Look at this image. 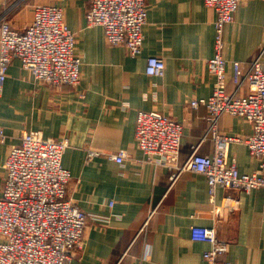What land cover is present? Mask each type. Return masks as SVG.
Here are the masks:
<instances>
[{"label":"crops","instance_id":"1","mask_svg":"<svg viewBox=\"0 0 264 264\" xmlns=\"http://www.w3.org/2000/svg\"><path fill=\"white\" fill-rule=\"evenodd\" d=\"M38 4L63 8L76 34L82 79L77 86L53 87L35 80L18 58L11 62L0 87V127L6 135L0 140V197L12 147L26 132L41 131L67 142L62 161L72 173L68 197L87 214L72 264H209L204 253L211 244L194 241L193 226L215 228L228 245L221 260L264 264V187L218 188L212 197L205 175L178 172L196 147L203 154L215 151L203 102L215 82L209 60L215 54L216 10L204 0H147L143 50L131 56L125 45L107 42L102 26L88 24L90 0H0V19L7 14L13 28L24 31ZM224 43L226 88L235 92L233 62H241L245 72L259 57L264 70V0L242 1L225 27ZM153 55L166 61L161 76L146 72ZM248 91L244 83L237 94ZM194 101L200 105L193 107ZM140 110L159 111L183 124L176 164L143 154L136 137ZM218 129L247 137L253 125L225 113ZM121 151L129 153L123 164L111 158ZM261 159L243 142L228 147L227 162L235 161L242 172L258 171Z\"/></svg>","mask_w":264,"mask_h":264},{"label":"built area","instance_id":"2","mask_svg":"<svg viewBox=\"0 0 264 264\" xmlns=\"http://www.w3.org/2000/svg\"><path fill=\"white\" fill-rule=\"evenodd\" d=\"M242 1L204 0L217 12L215 54L209 60L214 89L203 102L208 108L215 151L203 154L196 147L187 162L178 166L179 173L191 170L205 175L212 197L218 188L250 192L264 187V70L260 58L245 72L241 62H233L236 91L228 92L226 88L228 61L223 54L224 31L234 21ZM147 16V0H90L87 12L88 24L102 26L107 42L112 46L125 45L131 56L143 50ZM76 42V34L66 24L64 10L59 5H36L33 21L24 31L14 29L4 14L0 19V87L15 58L39 82L53 87L79 85L83 61L76 52ZM165 70L163 57H148L149 75L161 76ZM244 83L249 85V91L238 95ZM199 105L198 101L192 102L193 107ZM225 113L249 120L253 132L247 137L221 133L218 123ZM183 134V124L169 115L155 110L138 112L136 137L149 160L176 164ZM5 137L0 127V140L4 141ZM234 142H243L253 156L262 158L258 171L242 172L235 161L227 162L228 147ZM67 146L65 141L31 130L22 136L20 144L12 147L5 163L0 197V264H72L83 242L87 214L68 197L72 173L62 161ZM96 153L92 151L90 155ZM128 157L127 151L111 156L121 164ZM177 175L174 173L172 180ZM191 236L194 241L211 244L204 253L209 264H232L230 260H221L228 252V245L218 239L215 228L193 226Z\"/></svg>","mask_w":264,"mask_h":264}]
</instances>
